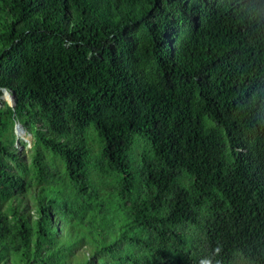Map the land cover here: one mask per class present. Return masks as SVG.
Listing matches in <instances>:
<instances>
[{
  "label": "trees",
  "instance_id": "1",
  "mask_svg": "<svg viewBox=\"0 0 264 264\" xmlns=\"http://www.w3.org/2000/svg\"><path fill=\"white\" fill-rule=\"evenodd\" d=\"M0 104V261L264 264V0H0Z\"/></svg>",
  "mask_w": 264,
  "mask_h": 264
},
{
  "label": "rangeland",
  "instance_id": "2",
  "mask_svg": "<svg viewBox=\"0 0 264 264\" xmlns=\"http://www.w3.org/2000/svg\"><path fill=\"white\" fill-rule=\"evenodd\" d=\"M4 100H7L6 102L8 103V101H10L11 99L7 96V98ZM12 132H13V135L15 136L14 147L16 149V152L18 153L21 159H23L27 163H30L31 156L33 154L32 148H33V141H34V137L32 133H30L26 128H24V126L20 122H17L13 126ZM91 132H92V136H94V139H95V134H93V130ZM95 140H96L95 142L92 141L91 143H98L97 139ZM38 190H39V187L37 186V183H35L33 180L28 190H26L24 193L21 194L22 196H20L19 198L18 196H16L12 200V203L16 205L18 204L19 206H21L22 209H24L25 215L31 221H34L37 219V213L35 209L37 207L36 193ZM12 203L10 202L8 205H6V208H9L12 205ZM81 252L82 250H79L77 253L78 257L80 258L82 257ZM75 261H79V260L76 259ZM0 264H19V263L15 262L13 256H11L8 259H4L0 261ZM234 264H249V263L237 261Z\"/></svg>",
  "mask_w": 264,
  "mask_h": 264
},
{
  "label": "water",
  "instance_id": "3",
  "mask_svg": "<svg viewBox=\"0 0 264 264\" xmlns=\"http://www.w3.org/2000/svg\"><path fill=\"white\" fill-rule=\"evenodd\" d=\"M3 96H2V98L3 99H6L7 98V96L6 95H8V97L11 99V102H13V103H11L10 101H8V103L11 105V106H15L16 105V103H17V100H16V98L14 97V95L8 90V89H4L3 90Z\"/></svg>",
  "mask_w": 264,
  "mask_h": 264
},
{
  "label": "clouds",
  "instance_id": "4",
  "mask_svg": "<svg viewBox=\"0 0 264 264\" xmlns=\"http://www.w3.org/2000/svg\"><path fill=\"white\" fill-rule=\"evenodd\" d=\"M200 264H212V260L209 258H205L200 261Z\"/></svg>",
  "mask_w": 264,
  "mask_h": 264
},
{
  "label": "bare ground",
  "instance_id": "5",
  "mask_svg": "<svg viewBox=\"0 0 264 264\" xmlns=\"http://www.w3.org/2000/svg\"><path fill=\"white\" fill-rule=\"evenodd\" d=\"M8 96V95H7ZM10 102H11V100H10ZM11 103H13V102H11ZM14 104V103H13Z\"/></svg>",
  "mask_w": 264,
  "mask_h": 264
}]
</instances>
